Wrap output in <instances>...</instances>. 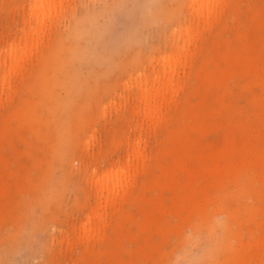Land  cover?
I'll return each instance as SVG.
<instances>
[{
  "label": "rangeland",
  "instance_id": "obj_1",
  "mask_svg": "<svg viewBox=\"0 0 264 264\" xmlns=\"http://www.w3.org/2000/svg\"><path fill=\"white\" fill-rule=\"evenodd\" d=\"M116 1L0 0V264H264V0Z\"/></svg>",
  "mask_w": 264,
  "mask_h": 264
},
{
  "label": "bare ground",
  "instance_id": "obj_2",
  "mask_svg": "<svg viewBox=\"0 0 264 264\" xmlns=\"http://www.w3.org/2000/svg\"><path fill=\"white\" fill-rule=\"evenodd\" d=\"M132 1H134V0H132ZM152 0H145V2H144V4H142L141 6V8L139 9V13H138V19H137V21L135 22V24L136 23H138L139 21H141V22H143L144 24H148V26H152V28H153V24L152 23H150L149 22V20H147V18L148 17H141V16H143L144 14L146 15V16H150L149 15V13H148V11H147V9L149 8V6H148V4L151 2ZM158 1H160V4H158L157 5V7H158V9L160 10V11H162L160 14H158V13H156L155 11H157L156 9H153V10H151L156 16L155 17H160L161 15L162 16H164L163 15V13L164 14H166V16H164V18L166 19V21L167 22H172L173 23V21H175V22H178V21H182V23H183V25L184 26H186V23L188 22V20H189V22H190V20L192 19V18H194V20H195V22H196V27L200 24V19L202 18V16H203V11H204V5L206 4V1H208V0H190V3H189V6H187V8L188 9H186L187 10V16L183 13V14H181V17H172L171 16V14H170V11H171V9H172V7L173 6H175V1L174 0H158ZM181 0H178V3L180 2ZM213 1V0H212ZM127 2H128V0H118V1H116L115 3H113V4H111L110 6H107V7H109V8H107V9H104V11H102V12H99L98 14H97V16L95 17V18H99V17H104L105 16V14H107V18L109 19L110 18V14L112 13V11H114V10H122V8H125V6H126V4H127ZM133 5V4H132ZM133 7V6H132ZM138 10V9H137ZM136 10V11H137ZM130 11V10H129ZM185 12V11H184ZM131 13V12H130ZM144 15V16H145ZM189 16V17H188ZM169 17V18H168ZM150 18H152V17H150ZM193 24V23H192ZM178 25H179V23H178ZM177 25V27H176V29L175 28H173V30L171 31V35L170 36H174V35H176L178 32H181V30L180 29H182V27L179 25L178 26ZM190 25V24H189ZM78 26V24H76L75 25V28ZM155 26V28L156 29H159L160 27H161V24H156V25H154ZM189 29V26H186L185 28H184V30L186 31V30H188ZM174 30H176V31H178L176 34L174 33ZM135 31V25L132 27V28H130L129 27V30L126 32L127 34L126 35H128V39L132 36V35H129V34H131V33H133ZM75 35V34H74ZM179 34H177V36H178ZM180 36V35H179ZM178 36V37H179ZM183 38V37H182ZM179 39V38H178ZM137 40H139V37L137 38ZM180 40V39H179ZM169 44H173L174 42H177L178 40H176V39H174V38H172V41H171V37H170V39H169ZM187 42V41H186ZM184 43H185V40H183V46L181 47V48H183L185 45H184ZM155 44V43H154ZM113 45H117V43L116 44H114L113 43ZM181 46V45H180ZM177 47V46H176ZM110 49L111 50H114L115 49V47H112V46H110ZM171 49V48H170ZM177 49V48H176ZM111 50H109L110 52H115V51H111ZM129 55H131L132 53H128ZM104 58H106V57H104ZM115 58V57H114ZM109 61V60H108ZM138 61H136V63H134V66L135 67H137V65L139 64V63H137ZM111 63V62H110ZM145 63V62H144ZM149 65H151L150 64V62H149ZM152 65H154V64H152ZM151 65V66H152ZM112 67H113V65H112ZM115 67H117V68H119V66H118V64H115ZM150 67V66H149ZM131 69H133V68H131ZM136 72H138V71H136ZM131 74V73H130ZM139 76V75H138ZM129 77V76H128ZM153 79H155V76L153 77ZM212 161H213V166H211V171L213 172V173H215V171H216V169H219L220 168V164H219V162H218V160H217V158L216 157H213L212 158ZM229 164V162L227 163V165ZM226 172L227 173H230V170H229V168L227 167V169H226ZM115 174H116V172H111V173H109L108 174V180L110 181V179L111 180H114L115 179ZM101 179H102V177H99L98 179H97V181L98 180H100L101 181ZM113 184H115V183H113ZM101 189H102V191H107V193H109V191H110V183H103L102 185H101Z\"/></svg>",
  "mask_w": 264,
  "mask_h": 264
},
{
  "label": "clouds",
  "instance_id": "obj_3",
  "mask_svg": "<svg viewBox=\"0 0 264 264\" xmlns=\"http://www.w3.org/2000/svg\"><path fill=\"white\" fill-rule=\"evenodd\" d=\"M217 224L222 226V221L220 218H217ZM195 241L193 242V246H195Z\"/></svg>",
  "mask_w": 264,
  "mask_h": 264
}]
</instances>
